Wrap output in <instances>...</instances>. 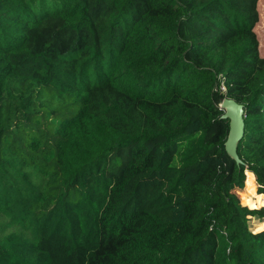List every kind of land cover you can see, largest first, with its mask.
<instances>
[{
	"label": "trees",
	"instance_id": "obj_1",
	"mask_svg": "<svg viewBox=\"0 0 264 264\" xmlns=\"http://www.w3.org/2000/svg\"><path fill=\"white\" fill-rule=\"evenodd\" d=\"M258 1L0 0V264H264Z\"/></svg>",
	"mask_w": 264,
	"mask_h": 264
},
{
	"label": "rangeland",
	"instance_id": "obj_2",
	"mask_svg": "<svg viewBox=\"0 0 264 264\" xmlns=\"http://www.w3.org/2000/svg\"><path fill=\"white\" fill-rule=\"evenodd\" d=\"M257 10H258V14H259V18H258V22L256 23V25L254 26V31L258 40V49H259V54L260 56L264 57V0H259L258 4H257ZM38 117V126L37 128L42 132L43 137L40 138L41 140V144L43 147H45V151L47 150L48 147L52 146L53 143V137H52V125H50V120H46L43 118L42 115L37 116ZM36 118V117H35ZM35 118L28 122L25 120H22L21 126L19 128L16 127H12V130L10 131V135H15L17 138V143H18V148L22 149L23 148V144L28 140V136H31L33 134H35L36 136L39 134L38 129L34 128L33 126L34 123L33 121H35ZM36 157L42 161L43 159L41 158V155L38 154L36 155ZM246 177V174H245ZM253 184H254V188L252 192H248L247 189L245 188L244 184H243V188L241 189H235V193L239 198L240 203H242L241 198L243 195H248V198H252L257 195V187H256V183L254 181L253 178ZM256 208V207H254ZM260 208V207H257ZM264 224L259 220L256 219H250L249 221V226L252 230H259L261 229V225Z\"/></svg>",
	"mask_w": 264,
	"mask_h": 264
},
{
	"label": "water",
	"instance_id": "obj_3",
	"mask_svg": "<svg viewBox=\"0 0 264 264\" xmlns=\"http://www.w3.org/2000/svg\"><path fill=\"white\" fill-rule=\"evenodd\" d=\"M218 108L224 110L223 118H227L229 120V131L224 145L225 151L238 164L237 155H236V145L243 134V128H244L243 119L245 116L243 112V108L241 105L237 104L231 99H223L219 104ZM261 207L264 208V206ZM249 209H258V208H249Z\"/></svg>",
	"mask_w": 264,
	"mask_h": 264
}]
</instances>
